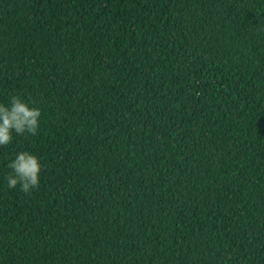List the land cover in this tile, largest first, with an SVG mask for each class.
<instances>
[{
	"label": "trees",
	"instance_id": "1",
	"mask_svg": "<svg viewBox=\"0 0 264 264\" xmlns=\"http://www.w3.org/2000/svg\"><path fill=\"white\" fill-rule=\"evenodd\" d=\"M9 94L0 264H264V0H0Z\"/></svg>",
	"mask_w": 264,
	"mask_h": 264
},
{
	"label": "clouds",
	"instance_id": "2",
	"mask_svg": "<svg viewBox=\"0 0 264 264\" xmlns=\"http://www.w3.org/2000/svg\"><path fill=\"white\" fill-rule=\"evenodd\" d=\"M41 109L20 94H9L0 101V147L8 146L17 137L35 136L40 128ZM43 165L39 157L27 149L15 151L8 159L4 182L9 189L19 186L30 192L40 182Z\"/></svg>",
	"mask_w": 264,
	"mask_h": 264
}]
</instances>
